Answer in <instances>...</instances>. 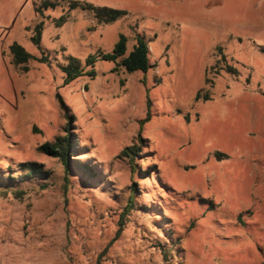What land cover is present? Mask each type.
Masks as SVG:
<instances>
[{
	"label": "rangeland",
	"instance_id": "1",
	"mask_svg": "<svg viewBox=\"0 0 264 264\" xmlns=\"http://www.w3.org/2000/svg\"><path fill=\"white\" fill-rule=\"evenodd\" d=\"M46 1L57 5L41 14ZM74 2L128 14L101 22ZM121 34L128 52L148 42L147 73L100 60L64 84L70 56L111 51ZM14 42L47 63L23 70ZM57 93L83 147L70 183L38 150L66 133ZM27 161L49 187L16 198L0 186V264H264V0H0V177Z\"/></svg>",
	"mask_w": 264,
	"mask_h": 264
},
{
	"label": "trees",
	"instance_id": "2",
	"mask_svg": "<svg viewBox=\"0 0 264 264\" xmlns=\"http://www.w3.org/2000/svg\"><path fill=\"white\" fill-rule=\"evenodd\" d=\"M57 4L51 1H46L44 5H38L36 10L43 14L44 10L48 7H56ZM73 7L81 6L83 9L93 10L95 17L101 22H112L119 18H123L128 14L127 10L115 9L109 7H97L91 4H81L80 2H74ZM68 16H62L57 20L58 25H62L67 21ZM44 28V21L42 20L35 27V35L32 37L35 43L41 41V36ZM128 41L129 37L126 34H121L120 38L116 42L115 46L111 51H99L96 54L89 55L85 60H82L75 56H70L68 58L67 64H61L60 67L65 74L64 84H70L74 80L78 79L81 76H95L97 74L96 64L100 60H107L116 62L119 65L125 67L129 72L141 71L147 73L151 69V60H150V47L148 42L141 35L136 36V43L131 51L128 52ZM221 48V47H220ZM10 51L13 55V62L21 67L23 70H29L28 63L32 59H37L40 62L48 61L47 56L36 57L30 53L22 44L14 42L10 46ZM224 54V53H223ZM224 57L226 58L225 54ZM227 70L229 72L238 73V69L231 64L227 65ZM57 98L60 102V105L64 111H66V116L69 119V124L66 127V133L56 136L53 141H46L38 147V150L43 154H47L54 158H58L59 161L65 167V177L68 183H70L71 175L75 173L77 168L76 162L78 158H75L78 152L82 148L77 146L76 135L70 127V122L73 121V115L67 113L69 107L66 104L60 93H57ZM200 98V94L197 95V99ZM141 146L138 144H133L126 147L123 150V153L128 156L131 160V163L134 165L133 170H136V161L140 156ZM9 169H12L9 167ZM84 172V171H83ZM86 172V173H85ZM82 173L85 177L89 176L94 178L97 176L96 172L86 169ZM50 178V171L44 168L42 163L27 161L19 164L17 170L10 172L9 176L6 178L0 177V186H5L6 190H3L4 195H8L9 190L14 187L13 194L16 198H23L27 192L28 188L25 187L27 184L37 185L41 189H47L49 183L43 181V179ZM137 193L136 188H132L129 204L123 212V218L128 214L132 209H134V200ZM122 223H124L122 221Z\"/></svg>",
	"mask_w": 264,
	"mask_h": 264
}]
</instances>
